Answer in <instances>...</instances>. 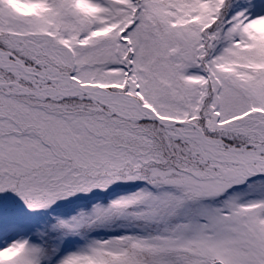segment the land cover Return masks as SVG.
I'll use <instances>...</instances> for the list:
<instances>
[{
    "label": "snow or ice",
    "instance_id": "6c2138e0",
    "mask_svg": "<svg viewBox=\"0 0 264 264\" xmlns=\"http://www.w3.org/2000/svg\"><path fill=\"white\" fill-rule=\"evenodd\" d=\"M0 264H264V0H0Z\"/></svg>",
    "mask_w": 264,
    "mask_h": 264
}]
</instances>
